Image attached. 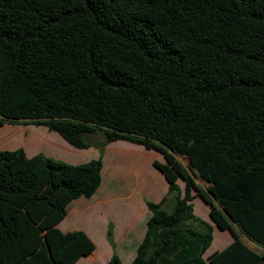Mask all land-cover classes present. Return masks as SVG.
<instances>
[{
	"label": "trees",
	"instance_id": "obj_1",
	"mask_svg": "<svg viewBox=\"0 0 264 264\" xmlns=\"http://www.w3.org/2000/svg\"><path fill=\"white\" fill-rule=\"evenodd\" d=\"M6 123L43 126L99 157L69 165L0 150V264H75L94 251L84 232L56 225L96 192L115 141L160 154L168 185L146 203L130 264L264 262V0H0ZM197 197L233 236L206 259L213 228L193 213ZM106 237L113 246L110 226Z\"/></svg>",
	"mask_w": 264,
	"mask_h": 264
},
{
	"label": "crops",
	"instance_id": "obj_2",
	"mask_svg": "<svg viewBox=\"0 0 264 264\" xmlns=\"http://www.w3.org/2000/svg\"><path fill=\"white\" fill-rule=\"evenodd\" d=\"M115 144L118 145L115 146ZM90 149L97 153V156L91 157L90 160L98 158L99 151L96 147L84 150ZM110 152L112 160L108 156ZM106 156L108 157L107 162ZM101 159V183L98 189L90 198L80 197L72 200L66 207V216L56 227L63 233L82 231L94 243L90 230H85V228H83L84 230H73L65 220L73 213H82L95 221L104 219L102 218L103 212H108L105 230L107 232V227H111L113 242V246H110L111 252L118 258L127 259L131 263L136 255L138 245L144 238L146 222L150 216L146 203H158L166 196L168 189L166 181L159 173L162 178V186L158 192L153 191L154 184L147 178L144 170H149L153 176L156 170L153 162L164 163V161L162 156L161 159L156 158L154 151H147L139 145L126 141L108 143L103 149ZM180 190L183 189L180 188ZM110 210L112 211L109 213ZM95 251L96 246L90 255L81 257L75 264L85 258L93 262Z\"/></svg>",
	"mask_w": 264,
	"mask_h": 264
},
{
	"label": "rangeland",
	"instance_id": "obj_3",
	"mask_svg": "<svg viewBox=\"0 0 264 264\" xmlns=\"http://www.w3.org/2000/svg\"><path fill=\"white\" fill-rule=\"evenodd\" d=\"M102 134H97L89 137V140L94 142L102 139ZM118 144H115V146ZM115 148V147H114ZM16 149H22L26 157H32L34 155L41 154L45 157L51 158L52 160L66 163L69 165H80L90 161L91 157H96L97 153L93 150H79L68 144L62 137L53 131H48L43 126H35L31 124H10L6 123L0 125V150L2 151H14ZM156 158H160V154L154 152ZM99 156V155H98ZM112 160L111 152L108 155ZM97 159V158H96ZM108 157H105L107 162ZM182 165L187 168L188 164L186 159L178 157ZM110 160V159H109ZM164 161V160H163ZM106 168V165H105ZM106 172V171H104ZM147 178L153 182V191L158 192L162 186V178L157 170H155L152 176L149 170H144ZM164 181V180H163ZM165 182V181H164ZM195 183L201 188L205 189L207 184L199 179L195 180ZM178 186L183 189L184 182L179 179L177 182ZM192 194H195V190L192 189ZM154 196V195H153ZM84 200V199H83ZM193 207V213L201 220L209 223L212 228L213 240L210 247L206 250L203 258L215 251H221L229 243L233 241V236L229 231H220L209 219L208 212L209 207L202 201L200 197L193 199L191 202ZM171 207L170 199L163 206L165 211H169ZM71 208V207H70ZM112 210L109 211V213ZM107 213L103 212L102 218L91 220L88 216L73 213L67 216L66 222L73 230H84L83 228L91 231L92 239L96 246L95 258L93 262L86 259L80 260L77 264H105L110 258L112 252L109 242L106 237V224H107ZM193 227L200 229V226L196 223H190ZM233 230L241 238L243 243L254 250L258 254H262L263 251L258 249L253 243L243 237L237 227L233 226ZM121 255V254H120ZM122 264H129L127 259L119 258ZM264 264V262H262Z\"/></svg>",
	"mask_w": 264,
	"mask_h": 264
}]
</instances>
